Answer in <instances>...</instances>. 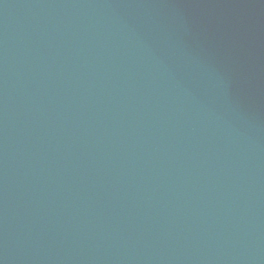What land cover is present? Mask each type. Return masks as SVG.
Segmentation results:
<instances>
[{
    "label": "water",
    "instance_id": "1",
    "mask_svg": "<svg viewBox=\"0 0 264 264\" xmlns=\"http://www.w3.org/2000/svg\"><path fill=\"white\" fill-rule=\"evenodd\" d=\"M0 264H264V0H0Z\"/></svg>",
    "mask_w": 264,
    "mask_h": 264
}]
</instances>
